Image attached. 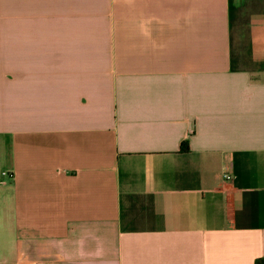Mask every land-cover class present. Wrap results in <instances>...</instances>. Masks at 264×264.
Instances as JSON below:
<instances>
[{"label": "crops", "instance_id": "crops-1", "mask_svg": "<svg viewBox=\"0 0 264 264\" xmlns=\"http://www.w3.org/2000/svg\"><path fill=\"white\" fill-rule=\"evenodd\" d=\"M0 2V264H264V0Z\"/></svg>", "mask_w": 264, "mask_h": 264}, {"label": "rangeland", "instance_id": "rangeland-1", "mask_svg": "<svg viewBox=\"0 0 264 264\" xmlns=\"http://www.w3.org/2000/svg\"><path fill=\"white\" fill-rule=\"evenodd\" d=\"M3 15H4V7H2L1 2H0V27H3Z\"/></svg>", "mask_w": 264, "mask_h": 264}, {"label": "trees", "instance_id": "trees-1", "mask_svg": "<svg viewBox=\"0 0 264 264\" xmlns=\"http://www.w3.org/2000/svg\"><path fill=\"white\" fill-rule=\"evenodd\" d=\"M188 150V146L185 142H183L180 146V151L185 152Z\"/></svg>", "mask_w": 264, "mask_h": 264}, {"label": "built area", "instance_id": "built-area-1", "mask_svg": "<svg viewBox=\"0 0 264 264\" xmlns=\"http://www.w3.org/2000/svg\"><path fill=\"white\" fill-rule=\"evenodd\" d=\"M226 178H228V177L226 176Z\"/></svg>", "mask_w": 264, "mask_h": 264}]
</instances>
